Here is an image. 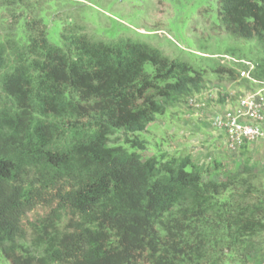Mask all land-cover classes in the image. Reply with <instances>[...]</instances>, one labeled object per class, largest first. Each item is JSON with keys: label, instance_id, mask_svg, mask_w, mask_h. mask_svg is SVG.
Wrapping results in <instances>:
<instances>
[{"label": "trees", "instance_id": "obj_1", "mask_svg": "<svg viewBox=\"0 0 264 264\" xmlns=\"http://www.w3.org/2000/svg\"><path fill=\"white\" fill-rule=\"evenodd\" d=\"M217 5L224 28L254 37L264 53V0ZM41 10L31 0H0L4 259L249 264L255 255L261 264L264 176L248 158L233 172L222 157L201 163L189 153L142 156L140 134L170 107L200 94L204 70L147 43L93 40L69 25L62 27L61 43L52 44ZM254 64L252 76L264 80V59ZM226 66L212 71L219 78L239 76ZM247 144L238 149L241 156ZM218 173L222 179L214 178ZM37 207L44 216L29 222Z\"/></svg>", "mask_w": 264, "mask_h": 264}, {"label": "rangeland", "instance_id": "obj_2", "mask_svg": "<svg viewBox=\"0 0 264 264\" xmlns=\"http://www.w3.org/2000/svg\"><path fill=\"white\" fill-rule=\"evenodd\" d=\"M31 1L42 7L39 16L52 44L61 43L62 27L69 25L72 31L86 33L93 40L111 42L124 37L144 42L170 58H178L204 70L205 89L211 87L217 91L206 99L202 113L188 109L184 103L170 107L149 130L140 134V138L146 140L143 157L158 151L189 153L201 163L213 157H222L226 167L233 172L241 171L248 158L253 171L264 176V140L247 144L243 148V156L241 150L230 153L223 149L224 138L220 137L211 121L220 109L219 104L223 103L219 101L221 97H227L231 104L236 105L244 91L257 89L239 76L235 79L217 77L212 69L219 64V60L214 56L232 54L253 63L264 59V53L254 37H235L224 28L218 17L217 0ZM234 68L236 71L243 69L241 65ZM207 106L214 111L210 117L209 112L203 110ZM219 144L221 146L217 149ZM222 177L223 173L214 175L215 179ZM44 214L45 211L37 207L28 213L27 219L35 222ZM64 223L65 219L60 226ZM30 234L31 231H27V242L30 241ZM258 261V256L251 255L249 264H258ZM0 264L10 263L0 254Z\"/></svg>", "mask_w": 264, "mask_h": 264}, {"label": "built area", "instance_id": "obj_3", "mask_svg": "<svg viewBox=\"0 0 264 264\" xmlns=\"http://www.w3.org/2000/svg\"><path fill=\"white\" fill-rule=\"evenodd\" d=\"M223 65H241L237 69L240 78H245L257 86L256 90L244 91L236 105L225 100V108L213 115L211 121L215 128L223 132L224 147L229 152L238 150L243 144L255 140H264V80L256 79L251 72L255 64L236 58L232 54L214 56ZM215 88L204 89L200 94L188 98L184 105L190 110H201L207 98L216 93ZM261 264H264V260Z\"/></svg>", "mask_w": 264, "mask_h": 264}, {"label": "crops", "instance_id": "obj_4", "mask_svg": "<svg viewBox=\"0 0 264 264\" xmlns=\"http://www.w3.org/2000/svg\"><path fill=\"white\" fill-rule=\"evenodd\" d=\"M228 98L227 97H225V100H227ZM219 107H220V109L219 110H217V112H219L221 109L223 110L224 108H225V101L223 102V103H220L219 104ZM209 109H210V111H209ZM203 110H205V111H208L209 112V117L212 115V113H214V111H212V107L211 106H207V108H204ZM221 110V111H222ZM194 111H199L200 113H202V109H201V111L200 110H194ZM207 114V113H206ZM154 123V122H153ZM153 123H150L149 124V126L147 127V130H149L150 129V127H152V125H154ZM217 133L220 135V137H222V138H224L223 136V132L222 131H220V130H217ZM219 141V140H218ZM220 142V141H219ZM218 142V143H219ZM221 143V142H220ZM220 146H221V144H219L218 145V147H217V149L218 148H220ZM225 147H223V149H224ZM221 151H222V149H221ZM192 157H193V155H192ZM194 158V157H193ZM195 159V158H194Z\"/></svg>", "mask_w": 264, "mask_h": 264}]
</instances>
